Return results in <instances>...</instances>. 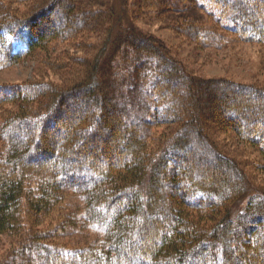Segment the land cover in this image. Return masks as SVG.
<instances>
[{
    "label": "trees",
    "instance_id": "trees-1",
    "mask_svg": "<svg viewBox=\"0 0 264 264\" xmlns=\"http://www.w3.org/2000/svg\"><path fill=\"white\" fill-rule=\"evenodd\" d=\"M34 3L27 17L1 4L0 66L30 59L59 81L0 85V264H264V186L221 145L264 144V87L205 77L138 24L264 44V0ZM87 229L102 233L53 241Z\"/></svg>",
    "mask_w": 264,
    "mask_h": 264
},
{
    "label": "rangeland",
    "instance_id": "rangeland-1",
    "mask_svg": "<svg viewBox=\"0 0 264 264\" xmlns=\"http://www.w3.org/2000/svg\"><path fill=\"white\" fill-rule=\"evenodd\" d=\"M36 0H0V6L2 3L8 5L11 11L19 14L21 17H27L30 14L33 15L39 10L34 5ZM88 0H86L87 2ZM115 9L119 6V0H110ZM65 3V0H64ZM63 4V3H62ZM37 9L32 13L33 10ZM56 9V8H55ZM61 11H64L62 8ZM208 18L207 16L205 17ZM209 19L214 29L220 33L218 26L215 22L212 23V19ZM140 28L149 30L156 36L162 38L171 51L181 60L199 74L210 78H228L241 83H255L264 87V44L255 42H249L246 39L230 35L228 36L231 43L223 50H215L208 48L206 45L194 41L192 38H188L180 31H177L171 21L163 22L159 20L143 19L138 22ZM193 27V26H192ZM191 25L187 24L184 27L185 30L190 31ZM194 30V28L192 29ZM192 30L190 34L192 33ZM194 32V31H193ZM95 42V39H94ZM93 42V43H94ZM61 43H58V49L62 50L66 54L67 47ZM210 46V45H209ZM27 47L23 41L15 42L16 51L25 50ZM54 47V46H53ZM42 55H46L42 53ZM47 62L50 60L47 59ZM35 62L30 59H21L20 61H13L11 64L1 67L0 66V85L2 86H22L29 82L31 78H44L35 72ZM48 81L58 82V77L52 72L51 69L47 70ZM3 109L11 108V105L5 104ZM166 127L153 128V134L161 137L165 132ZM152 134V135H153ZM236 140V139H235ZM221 145L225 151L230 152L236 159L244 165L246 171L251 174L255 181L264 186V152L261 150L263 145L253 146L243 141H234L232 138L222 136ZM65 198L60 201L57 208L64 209L67 212L72 208V203L78 202V193L70 190V187H65ZM125 204V202H124ZM58 216L55 212L45 217L44 221L40 225L39 229H48L49 225H56L58 223ZM68 238L53 239L56 243L67 244L72 241H85L97 239V230L87 229L82 230V233L72 232ZM77 235V236H76ZM81 235L82 238H79ZM73 244V243H72ZM9 247V239L4 237L0 242V255L6 251Z\"/></svg>",
    "mask_w": 264,
    "mask_h": 264
}]
</instances>
